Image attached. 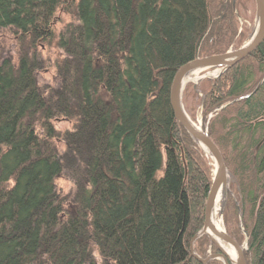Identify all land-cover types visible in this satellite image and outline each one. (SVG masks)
I'll return each instance as SVG.
<instances>
[{"label": "trees", "instance_id": "trees-1", "mask_svg": "<svg viewBox=\"0 0 264 264\" xmlns=\"http://www.w3.org/2000/svg\"><path fill=\"white\" fill-rule=\"evenodd\" d=\"M242 7L0 0V30L32 46L52 44L68 17L54 87L38 82L39 56L0 63V264H223L190 250L211 178L168 88L189 60L242 45ZM263 77L264 42L201 87L204 115L226 105L209 128L233 175L224 220L242 242V213L247 264H264V82L253 92ZM198 96L189 84L185 99ZM207 237L196 243L200 256Z\"/></svg>", "mask_w": 264, "mask_h": 264}, {"label": "water", "instance_id": "water-1", "mask_svg": "<svg viewBox=\"0 0 264 264\" xmlns=\"http://www.w3.org/2000/svg\"><path fill=\"white\" fill-rule=\"evenodd\" d=\"M256 7V30L251 38L244 46L237 49H230L225 53L220 54H205L195 57L178 68L175 72L168 88V101L170 108L176 118L177 123L182 126L192 137L193 140L198 142L200 139L205 147V150L212 159V177L210 185L207 189L204 198V226L192 238L190 249L194 257L206 263L208 257L221 260L223 264H247L245 259V252L249 250V238L247 232L244 230L242 215L239 214V226L245 235L244 242L238 241L235 236L228 229L225 220L224 212L220 216L214 213L211 204L221 192V204L224 205L227 197V191L230 189V180L233 178L232 173L227 168L224 156L220 145L211 132L207 124H203L197 120H192L183 107V92L189 83H193L196 87L198 81L202 79H215L223 72L238 64L240 61L251 55L259 46L264 42V0H254ZM208 69H213L209 72ZM206 71V74H200ZM264 82V77L259 82L253 92H255ZM250 94L244 96L248 97ZM226 105L220 106L212 111H220ZM220 228L223 234V240L228 247L222 246L214 236L215 229ZM207 235L209 237V247L213 244L217 246V252H208V257H199L193 249L195 242Z\"/></svg>", "mask_w": 264, "mask_h": 264}, {"label": "rangeland", "instance_id": "rangeland-1", "mask_svg": "<svg viewBox=\"0 0 264 264\" xmlns=\"http://www.w3.org/2000/svg\"><path fill=\"white\" fill-rule=\"evenodd\" d=\"M244 5L246 6V10H245ZM242 8H243V12H241V15L239 16V23H240V30H244L243 32H245V35H246L245 41L241 45V46H244V44L248 42V40L251 38V36L254 34V32L256 30V21H255L256 7H255L254 0H243V7ZM61 18H62V20H61L60 23H55V34H56V36H55L54 42L52 44H49V45H46V46H42V45L40 46L41 43L39 45L32 46V44L29 43L27 40H25V39L24 40H20L18 38V36L14 35V33L12 31L0 30V63L3 62L4 59L9 60L10 62H15V61L18 60V56H22L24 54H26V56L28 58H31V57H34V56L35 57L39 56L43 60H45L46 63L44 62L45 67L43 66V70L38 71L37 74H36L38 76V79H39L38 82L44 88H47V86L49 84L54 87L56 85V74H57L56 63L59 62L61 60V58H62L61 57V53H60V51H59V49L57 48V45H56V39H57V35L63 29L64 25L68 21V17L67 16L61 17ZM230 49H237V48H230ZM208 70H209V72L213 71V69H208ZM200 74H206V71H202ZM206 80H207V78L198 81V84L196 85V87L193 86V83H189L198 92V95H199L198 98H195V99L188 98V100H186L185 99L186 98L185 97V90L187 88L186 87L184 89L182 99H183L184 111L187 113V115L190 118H192V120H197V121H199V122H201L203 124H207L209 126L210 119L212 117H214V115L216 113L211 114L212 113L211 112V113H209L207 115H204V113H203V98L204 97H203V93H202L201 89L203 87H207L208 86L209 83ZM209 80L212 81L214 79H209ZM202 84H203V87H202ZM200 98H201V102L199 101ZM193 141L196 143L197 147L201 150V152L203 154V158H204V160L206 162V166L208 167V170L210 172V178H211L212 177V170H213L212 159L210 158V155L207 152V150H205L199 144V142H196L195 140H193ZM233 181H234V179L231 178L230 183H229L230 189L227 191V197H226V201H225L224 205L222 206V204L220 202V205L222 206V212L225 211V207L227 205V200H228V195L234 193V190L231 187ZM57 184H58L59 189H61V188L63 189L62 193H65V192L69 191L72 188L70 180L67 177L66 178L62 177L61 179H58L57 180ZM239 214L242 215L241 212H239ZM238 229L244 235V233L240 229L239 223H238ZM244 230H245V228H244ZM203 236H207V235H203ZM207 238H208V240H207V242L205 244V247H204V255L203 256H200L198 254V252L196 251V243H197L198 240L195 242V244L193 246L194 251L201 258L208 257L207 256L208 252L214 253L216 251L214 248L212 249L213 246L209 247V237H207ZM244 240H245V235H244V239L242 240V242H244ZM190 243H191V241H190ZM221 245H223V244H221ZM191 253H192V251H191ZM214 259L215 258L208 257L206 259L207 260L206 263H208L209 261H212ZM216 260H218V259H216Z\"/></svg>", "mask_w": 264, "mask_h": 264}, {"label": "bare ground", "instance_id": "bare-ground-1", "mask_svg": "<svg viewBox=\"0 0 264 264\" xmlns=\"http://www.w3.org/2000/svg\"><path fill=\"white\" fill-rule=\"evenodd\" d=\"M198 142L205 149L204 144H203V142L200 139H198ZM209 185H210V183H209ZM220 197H221V192H220V194L217 195V197L215 198L214 202L211 204L212 210H214V213L217 214L218 216H220L221 213H222V206L220 205V202H221V198ZM214 236H215L216 240L218 241V243L223 244L222 246H224V247H228L227 244L223 240V234H222V231H221L220 228L215 229ZM212 246H215V248H216L215 252H217L218 250H217L216 244H213Z\"/></svg>", "mask_w": 264, "mask_h": 264}]
</instances>
